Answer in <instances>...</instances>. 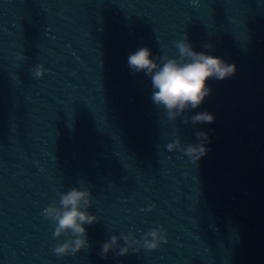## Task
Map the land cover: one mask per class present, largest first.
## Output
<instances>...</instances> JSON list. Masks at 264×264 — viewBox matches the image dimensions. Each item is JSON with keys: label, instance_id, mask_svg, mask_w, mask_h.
I'll use <instances>...</instances> for the list:
<instances>
[{"label": "clouds", "instance_id": "9594fccd", "mask_svg": "<svg viewBox=\"0 0 264 264\" xmlns=\"http://www.w3.org/2000/svg\"><path fill=\"white\" fill-rule=\"evenodd\" d=\"M178 50V58H169L167 55L160 57L162 63H157L152 52L147 47L138 48L127 58V64L132 74L144 73L151 78L153 88L151 100L154 104L162 106L169 118H174L188 109L199 108L205 98L211 92L209 81L216 79L223 81L236 72V65L227 63L222 57L198 52L194 50L191 43L186 41V37L174 42ZM205 48L211 49V44H205ZM45 69L37 65L32 70V75L41 78ZM216 117L210 112H198L190 120L192 124H211ZM188 121L185 120V123ZM196 143H190L183 149V153L193 162L198 163L209 151L205 141L211 143L208 133L198 131L195 133ZM179 141L169 143L168 151L177 147ZM58 205L52 204L46 207L42 215L50 220L55 227L54 238H58L66 232H70L72 239L58 244L54 253L58 256L75 254L88 246L87 230L85 225H92L99 221L97 215L90 214L87 209L92 206V193L86 188L73 187L67 192L61 193ZM147 235L153 237L152 240L145 239L146 249H156L158 243H168L165 237H160L157 230H151ZM121 237L111 236L107 241L102 242L100 255L107 258V255L118 245ZM125 244H128V237L124 236ZM129 247L124 246L116 252V256L127 255Z\"/></svg>", "mask_w": 264, "mask_h": 264}]
</instances>
